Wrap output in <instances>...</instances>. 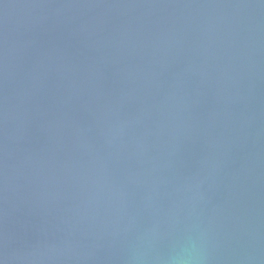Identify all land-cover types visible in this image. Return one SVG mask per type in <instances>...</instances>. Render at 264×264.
<instances>
[{"label": "water", "instance_id": "obj_1", "mask_svg": "<svg viewBox=\"0 0 264 264\" xmlns=\"http://www.w3.org/2000/svg\"><path fill=\"white\" fill-rule=\"evenodd\" d=\"M0 264H264V0H0Z\"/></svg>", "mask_w": 264, "mask_h": 264}]
</instances>
